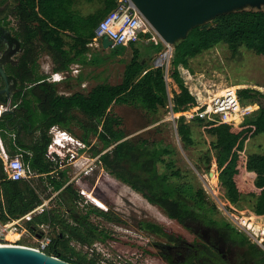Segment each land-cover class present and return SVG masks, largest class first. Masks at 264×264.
Instances as JSON below:
<instances>
[{"label": "trees", "instance_id": "1", "mask_svg": "<svg viewBox=\"0 0 264 264\" xmlns=\"http://www.w3.org/2000/svg\"><path fill=\"white\" fill-rule=\"evenodd\" d=\"M6 1L0 0V6ZM15 2L12 40L18 43L21 53L14 63L4 68L17 88L11 103H18L32 124L44 121V126L38 138L30 136L25 139L9 131L4 121L0 120V220L27 214L43 201L32 179L7 178L4 169L6 155L21 153L32 174L42 181L46 179V188L49 186L52 191H59L54 197V206L31 213L24 223L25 227L35 235L37 225H49L50 242L44 250L48 255L72 264H100L102 259L99 253L93 250L96 257H88L82 248H89L95 242L115 240V237L91 223L89 216L94 213L108 220H112L111 217L92 204L87 205L84 213L80 211L78 203L84 197L78 193L79 189L73 182L67 183L70 177L67 169H60L45 157L50 142V127L56 125L72 134L71 125L76 124L82 130L80 140L84 144H89L90 136H95L101 142L100 149L93 150L91 147V155L98 156L101 167L115 179L181 225L193 220L221 229L233 244L243 248V258L239 264H264V249L226 219L217 218V206L207 197L202 186L193 180L195 176L186 179V173L177 164L176 147L163 144L161 139L150 140L141 135L127 137L121 127V118L109 112L113 104L139 106L153 113L167 108L169 103L174 113L196 104L194 91L182 77L189 60L219 44H224L232 54L243 47L264 57V6L220 15L217 24L210 28H192L184 39L177 41L171 51L169 78L178 91L171 89L169 96L165 68L148 65L133 42L129 44L132 56L123 68L120 82L116 84L99 83L86 92L63 94L55 88L60 82H49L45 74L38 72V58L42 50L51 57L56 72L66 70L71 62L79 58L85 60L88 45L95 36V28L103 16L114 8L117 0H104L103 8L99 7L85 16L69 11L72 0ZM150 44L157 51L164 46L162 43ZM124 47L109 49L116 56ZM99 48L102 49L101 44ZM94 58L89 57L87 63H92ZM78 84L81 85L82 81L78 80ZM260 86L264 89V82ZM262 89L244 87L238 90L243 103H256L258 108L237 126L199 118L190 122H185L183 117L175 120L177 135L185 149L195 145L192 123L201 126L212 137L198 157L203 167L197 165V169L208 174L214 157L215 172L224 188V198L234 206L246 202L257 217L264 216V153L243 157L241 152L249 139L264 133ZM74 111L82 113L88 119V124L78 121L73 115ZM110 146L109 150L102 152ZM138 224L142 230L168 241L180 236L152 221L141 220ZM9 237L12 235L9 234ZM259 238L261 242L264 240V237ZM21 244L34 245L26 240ZM157 245L162 246L161 243Z\"/></svg>", "mask_w": 264, "mask_h": 264}, {"label": "rangeland", "instance_id": "2", "mask_svg": "<svg viewBox=\"0 0 264 264\" xmlns=\"http://www.w3.org/2000/svg\"><path fill=\"white\" fill-rule=\"evenodd\" d=\"M14 1L12 0V4L9 2L11 6L14 4ZM100 6H102L100 1H97L92 5V9L89 7L87 9H91L90 13ZM134 46L140 49L141 55L150 66H154L157 57L165 50L163 46L162 49L157 51V48L150 43H142L140 41L134 42ZM172 49L173 46H171V51ZM8 50L10 49L8 48ZM87 53L85 61L89 62L88 58L95 56L94 61L90 64H83L82 71L74 75H67V79L64 82L60 81V84L55 85V88L61 93L86 92L92 86L99 83H119L122 78L123 68L132 56V49L126 46L120 54L113 56L109 48H102L101 50V48H95L91 44L88 45ZM19 55L13 56L14 59H17ZM47 55V52L42 50L38 58V64L40 71L47 76L46 80L52 82L51 74L48 72L49 67L46 68L47 62L51 64V59ZM170 57L163 60V67L165 68L164 76L169 96H171V89L178 91L175 83L169 78L171 71L168 61H170ZM182 77L185 84L198 93H204L206 89L212 92L221 91L224 87H229V89L247 87L259 90L262 89L260 85L264 82V57L243 47L236 54H232L224 44H219L190 59L188 68L183 69ZM78 80L82 81L81 85L78 84ZM262 91L264 93V89ZM256 107L257 105H254L252 108L255 109ZM109 112L121 118V127L127 137L141 135L150 140L161 139L163 144L176 147L178 151V155L176 156L178 166L186 173V179H193L192 177L195 176L193 180L202 186L207 197L215 203L218 209L215 216L226 219L239 230L246 233L250 240L264 245V240L262 243L259 238L264 237V216L257 217L244 201L234 206L224 198V188L219 183L217 173L215 172L216 164L214 157L212 158L209 171L213 172L212 176L201 169H197V165L203 167L198 157L202 154L201 151L205 150L207 142L212 138L204 132L201 126L192 123L195 145L185 149L175 129L176 121L171 120L169 106L153 113L139 106L113 104L109 108ZM73 115L78 121L88 124V119L79 111H74ZM57 130H61L60 127L54 126V128L52 127L48 131L50 141ZM71 132L73 137L77 140L80 139L82 130L76 124L71 125ZM31 138H38V132H35ZM89 141L88 145L85 144L87 147L86 151L85 148L80 151L79 147L75 146V142H66L65 146L74 152H79L82 157L80 158L81 161L77 160L78 162H82L80 163V167L85 166L88 168L87 174L82 173L77 180L72 181L79 190L83 189L84 194L90 199L88 200L84 197L78 203L79 210L84 213L87 205L91 206L92 204L107 212L112 219L108 220L106 217L94 213H90L89 216L91 223L107 230L110 235L115 237V240L108 239L104 243L96 242L97 248L93 247L94 252L100 254V259H102L99 261L100 264H168L161 259L159 255L161 248L157 245L158 243H166L165 239L142 230L138 222L141 220L155 222L182 235L188 241H192L194 236L176 221L169 219L159 207L150 204L139 193L133 191L126 184L115 179L103 169L96 159L97 156L91 155V147L93 150L100 149L102 144L95 136H90ZM111 147L104 149L102 152L109 150ZM255 153H264V133H260L249 139L241 152L243 157ZM70 164L74 168L73 162ZM72 167L65 168L70 175L73 172ZM76 169H79V167ZM74 173L76 172H73L68 178V182H71L70 180L74 176ZM248 176L254 178L251 174H248ZM37 177L35 176L31 179L39 188L40 195L43 197V201H45V207H53L55 204L54 197L59 191H52L49 186L46 188L45 185L47 183L44 182L46 179L42 181ZM47 195L49 196L47 197ZM10 235L14 238L17 237L16 234ZM12 237L8 236L11 239ZM25 240L33 241L31 237L24 236L21 237L20 243ZM76 247L79 249V246ZM143 248L153 254L146 253ZM82 250L87 253L88 257H94L95 255L84 247Z\"/></svg>", "mask_w": 264, "mask_h": 264}, {"label": "built area", "instance_id": "3", "mask_svg": "<svg viewBox=\"0 0 264 264\" xmlns=\"http://www.w3.org/2000/svg\"><path fill=\"white\" fill-rule=\"evenodd\" d=\"M11 26H15L14 16L10 18ZM103 37H108L112 44L111 48L119 46H129L131 42H144V43H162L164 45V52L168 50V56L171 55V47L162 41V39L156 34V32L150 27L146 22L144 17L137 11L135 6L132 4L131 0H117L116 5L112 10L103 16L99 21L97 27L95 28V36L92 39V43L100 45V40ZM91 43V44H92ZM162 55V54H161ZM157 57L155 61H159V65H164L163 56ZM160 59V60H159ZM156 62H154V66ZM167 69V68H166ZM67 71H60L59 73L54 72L51 74L52 82H60L65 77ZM59 74V75H58ZM237 87L235 89H229V87H224L220 91L212 92L206 89L204 93L194 92L197 98L196 104L189 105L182 111L175 113L172 110V105L169 103V109L171 112V120H176L179 117H183L185 122H190L193 119L199 118L207 122L214 123H226L233 126H237L244 118L251 114L254 110L258 108L256 103L248 104L241 103L240 97L238 95ZM257 105V108L252 107ZM15 105H10V103L0 104V114L6 110H12ZM56 126V125H55ZM54 128V126H52ZM50 127V129L52 128ZM57 127V126H56ZM62 139H69L70 141L77 142L80 147L85 148L86 145L82 141L74 139V137L65 130H57L56 133L51 137V141L47 146L45 157L47 160L58 165L60 169L64 167H69L73 162L74 176L71 178V182L77 180L81 174H87L88 168L80 167V162L82 158L80 154L66 148L65 142ZM68 155V156H67ZM98 158V156H97ZM96 158V159H97ZM77 160H80L79 162ZM70 162V163H69ZM78 162V165H77ZM65 163H67L65 165ZM69 163V164H68ZM85 165V164H84ZM79 167V169H76ZM4 169L7 173V178L11 180H29L35 176L29 170L28 165L23 161L21 153H17L13 156L6 155ZM71 173V175L73 174ZM70 175V176H71ZM70 183V182H67ZM78 193L90 200L85 194L84 190H78ZM44 200V199H43ZM45 201H42L34 210L16 218H8L5 221L0 220V244L2 245H19L29 248H33L39 251L45 250L50 242L49 235V225L39 224L36 228V234L33 235L25 227V221L29 218L30 214L34 211L40 210L45 207ZM9 234H16V238H8ZM28 236L33 240L34 245L28 246L20 243L21 237ZM96 242L89 248H86L91 253L96 247Z\"/></svg>", "mask_w": 264, "mask_h": 264}, {"label": "water", "instance_id": "4", "mask_svg": "<svg viewBox=\"0 0 264 264\" xmlns=\"http://www.w3.org/2000/svg\"><path fill=\"white\" fill-rule=\"evenodd\" d=\"M137 11L144 17L150 27L169 47L184 39L188 32L195 27L210 28L218 23L217 17L244 8H261L264 0H131ZM103 49L111 47L108 37L101 39ZM168 56V50L162 53ZM159 58L161 59V57ZM159 59V60H160ZM156 67L160 66L159 61ZM169 62V61H168ZM0 77L5 87L0 93L8 90L9 78L0 64ZM2 104V103H1ZM14 116L13 110L0 114ZM172 118V116L170 115ZM8 124V121H6ZM212 176L213 172H209ZM264 249L263 244H259ZM0 264H72L43 251L19 245L0 246Z\"/></svg>", "mask_w": 264, "mask_h": 264}, {"label": "flooded vegetation", "instance_id": "5", "mask_svg": "<svg viewBox=\"0 0 264 264\" xmlns=\"http://www.w3.org/2000/svg\"><path fill=\"white\" fill-rule=\"evenodd\" d=\"M9 2L12 4V0H7L0 6V64L3 69L9 63H14L16 59L13 56L21 50L18 43L12 40L13 29L10 21L16 2L14 1L12 6ZM66 79L67 75L63 82ZM0 83V88L5 87L1 77ZM16 91L14 81L9 78L8 90L0 93V102H8L11 105ZM12 110L14 116L10 114L3 116V121L9 131L17 133L25 139L35 132H38V137L40 136L44 121L32 124L24 110L18 106V103L15 104ZM6 121H8V124H6ZM181 226L187 229L194 236V239L188 241L182 235L172 241L164 238L166 243H162V246H160L159 255L168 264H239L242 260L243 248L233 244L218 227L193 220Z\"/></svg>", "mask_w": 264, "mask_h": 264}, {"label": "crops", "instance_id": "6", "mask_svg": "<svg viewBox=\"0 0 264 264\" xmlns=\"http://www.w3.org/2000/svg\"><path fill=\"white\" fill-rule=\"evenodd\" d=\"M68 1H71V0H68ZM73 1V4H72V6L69 8V11L71 10L72 12H75V13H77L78 15H80V16H85V15H87L88 13H89V11L92 9L91 7H92V5L94 4V3H96L97 1H100V3H101V5L102 6H100V8H103L104 7V0H72ZM91 8L90 10H88L87 8ZM65 33H68L69 35H72L69 31H66ZM91 43H92V41H91ZM91 43H89V45H91ZM92 45H94L95 46V48H99L100 47V45H96V44H94V43H92ZM102 50V49H101ZM21 53V50L18 52V54H20ZM48 56V58H50L51 59V57L49 56V54L47 55ZM49 60V59H48ZM83 64H87V60L85 61V60H83L82 58H79V59H77V60H75L74 62H71L69 65H68V68L66 69V70H64V71H67V75H74V74H76V73H79L80 71H82L83 70ZM47 67H49V71L48 72H50V74H52V73H54V72H56V71H54V67H55V65L53 64V62H52V59H51V64H50V62H47L46 63V68ZM53 71V72H51V71ZM38 72L40 73V74H43V72H41L40 71V69L38 68ZM45 72V71H44ZM60 71H58L57 73H59ZM45 73H47V72H45ZM63 81V80H62ZM61 81V82H62ZM63 94H65V93H63ZM0 103H3V102H0ZM0 120H2L3 121V118L2 119H0ZM61 129V128H60ZM50 130V129H49ZM62 130H65V129H62ZM66 131V130H65ZM68 132V131H67ZM71 134V133H70ZM74 139H76L75 137H74ZM77 140V139H76ZM78 141H81L80 139L78 140ZM75 146H77V147H79V149H80V151L83 149L82 147H80V145H78L77 144V142H75ZM78 154H79V152H78ZM66 167H64L63 169H65Z\"/></svg>", "mask_w": 264, "mask_h": 264}, {"label": "clouds", "instance_id": "7", "mask_svg": "<svg viewBox=\"0 0 264 264\" xmlns=\"http://www.w3.org/2000/svg\"><path fill=\"white\" fill-rule=\"evenodd\" d=\"M62 130V129H61ZM61 140H63L65 143L66 142H69V143H72V142H74V141H70L69 139H62V138H60Z\"/></svg>", "mask_w": 264, "mask_h": 264}, {"label": "bare ground", "instance_id": "8", "mask_svg": "<svg viewBox=\"0 0 264 264\" xmlns=\"http://www.w3.org/2000/svg\"><path fill=\"white\" fill-rule=\"evenodd\" d=\"M0 246H2V244H0Z\"/></svg>", "mask_w": 264, "mask_h": 264}]
</instances>
